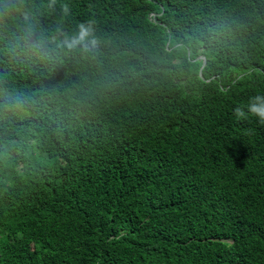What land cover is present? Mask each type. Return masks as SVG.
Here are the masks:
<instances>
[{"label":"trees","instance_id":"obj_1","mask_svg":"<svg viewBox=\"0 0 264 264\" xmlns=\"http://www.w3.org/2000/svg\"><path fill=\"white\" fill-rule=\"evenodd\" d=\"M257 94L264 0H0V264H264Z\"/></svg>","mask_w":264,"mask_h":264},{"label":"clouds","instance_id":"obj_2","mask_svg":"<svg viewBox=\"0 0 264 264\" xmlns=\"http://www.w3.org/2000/svg\"><path fill=\"white\" fill-rule=\"evenodd\" d=\"M53 4L55 0H52ZM64 13L67 15L70 9L67 5L63 6ZM25 20L29 19V14L25 13ZM98 44V38L95 34L94 21L88 20L80 23L74 33L60 32L59 46L68 50L91 51ZM206 64V61L204 65ZM234 113L238 119L247 118L249 115L255 117L260 123L264 124V94H257L250 97L248 103L243 107H236ZM11 133L5 136L10 137Z\"/></svg>","mask_w":264,"mask_h":264}]
</instances>
